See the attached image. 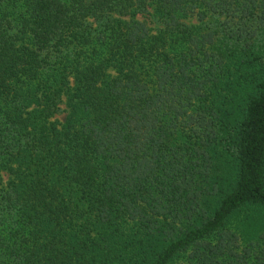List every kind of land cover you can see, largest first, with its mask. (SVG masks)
Instances as JSON below:
<instances>
[{
	"label": "trees",
	"instance_id": "trees-1",
	"mask_svg": "<svg viewBox=\"0 0 264 264\" xmlns=\"http://www.w3.org/2000/svg\"><path fill=\"white\" fill-rule=\"evenodd\" d=\"M260 212L264 0H0V264H264Z\"/></svg>",
	"mask_w": 264,
	"mask_h": 264
},
{
	"label": "rangeland",
	"instance_id": "rangeland-1",
	"mask_svg": "<svg viewBox=\"0 0 264 264\" xmlns=\"http://www.w3.org/2000/svg\"><path fill=\"white\" fill-rule=\"evenodd\" d=\"M64 116H65V114L61 113V114L57 115L56 117H59L60 119H63ZM249 211L251 212V210H249ZM259 215H260L259 218L264 219V213L260 212Z\"/></svg>",
	"mask_w": 264,
	"mask_h": 264
}]
</instances>
